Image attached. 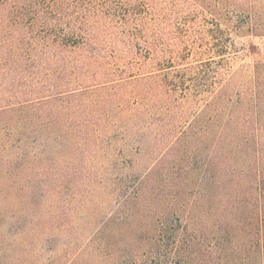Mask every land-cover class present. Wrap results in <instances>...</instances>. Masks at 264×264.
<instances>
[{"label": "rangeland", "instance_id": "obj_1", "mask_svg": "<svg viewBox=\"0 0 264 264\" xmlns=\"http://www.w3.org/2000/svg\"><path fill=\"white\" fill-rule=\"evenodd\" d=\"M125 1L111 0L108 24L96 26L100 61L87 78L81 64L74 71L68 62L47 72V46L30 36L43 30L29 26V38L13 39L14 27L0 24L5 90L22 61L29 73L50 74L53 84L90 87V93L64 101L52 118L60 126H17L7 150L0 129V264H112L94 239L135 194L168 142L222 83L230 81L228 97L235 103L254 87L255 56L264 53V0L254 1L253 9L250 0H236L228 9L230 22L219 24L186 0H150L154 8L145 0ZM251 12L259 16L254 27ZM67 58L76 61L74 53ZM95 72H109L105 90L98 83L106 80L91 78ZM88 122L103 129L94 138L77 132ZM19 140L28 150L23 159Z\"/></svg>", "mask_w": 264, "mask_h": 264}, {"label": "trees", "instance_id": "obj_2", "mask_svg": "<svg viewBox=\"0 0 264 264\" xmlns=\"http://www.w3.org/2000/svg\"><path fill=\"white\" fill-rule=\"evenodd\" d=\"M110 1L0 0V24L14 27L13 39L29 38L24 32L29 26L43 30L30 36L47 46L44 60L52 62L47 72H58L60 63L68 62L74 71L81 70V64L80 73L87 78L100 61L96 26L108 24ZM254 1L258 0H250L249 8ZM186 2L219 24L230 22L228 9L237 1ZM150 7L154 8L152 3ZM258 19L257 13H250L252 27ZM68 37L76 38L75 46L66 44ZM71 53L76 61L67 60ZM255 67L251 91L236 103L228 97L229 80L213 91L205 109L168 142L135 194L105 222L94 243L112 264H264L263 52L256 54ZM18 69L7 79L8 90L0 77V129L8 138L6 150L19 134L17 126H60L61 121L52 118L60 115L64 101L90 93L89 86L73 89L53 84L50 74L29 73L23 61ZM91 78L106 80L98 83L102 90L111 84L109 72H95ZM86 124L79 127V134L94 138L103 130L95 122ZM22 144L17 147L21 159L28 155ZM129 228L136 232L127 233Z\"/></svg>", "mask_w": 264, "mask_h": 264}]
</instances>
